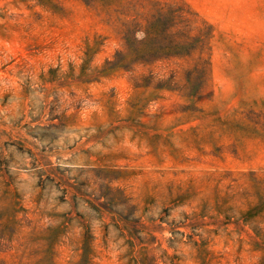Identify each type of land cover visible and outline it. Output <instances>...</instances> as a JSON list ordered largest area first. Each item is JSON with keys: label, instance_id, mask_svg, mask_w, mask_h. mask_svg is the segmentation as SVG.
<instances>
[{"label": "rangeland", "instance_id": "obj_1", "mask_svg": "<svg viewBox=\"0 0 264 264\" xmlns=\"http://www.w3.org/2000/svg\"><path fill=\"white\" fill-rule=\"evenodd\" d=\"M0 264H264V0H0Z\"/></svg>", "mask_w": 264, "mask_h": 264}, {"label": "trees", "instance_id": "obj_2", "mask_svg": "<svg viewBox=\"0 0 264 264\" xmlns=\"http://www.w3.org/2000/svg\"><path fill=\"white\" fill-rule=\"evenodd\" d=\"M184 2L180 5H167L166 10L162 13L156 12L152 16L145 28V43L141 48H135L134 38L132 32L134 30L127 29L124 34V40L126 45V52H118L117 63L127 68L130 61H134L135 58L143 62H150L155 59L163 58L168 59L171 57L187 56L195 49V44L199 43L202 48V39L196 37L190 39L180 33V31H174L175 27L182 29L188 28L192 21L191 15H194L188 8H185ZM132 55V58H127ZM202 69L204 70V64H208V60H202Z\"/></svg>", "mask_w": 264, "mask_h": 264}]
</instances>
